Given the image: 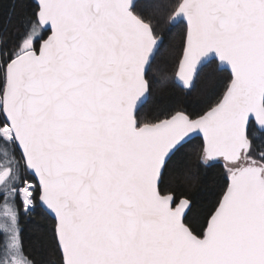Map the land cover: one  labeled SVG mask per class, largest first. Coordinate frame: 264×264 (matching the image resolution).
Wrapping results in <instances>:
<instances>
[{
  "label": "snow or ice",
  "instance_id": "snow-or-ice-1",
  "mask_svg": "<svg viewBox=\"0 0 264 264\" xmlns=\"http://www.w3.org/2000/svg\"><path fill=\"white\" fill-rule=\"evenodd\" d=\"M0 264H264V0H0Z\"/></svg>",
  "mask_w": 264,
  "mask_h": 264
}]
</instances>
